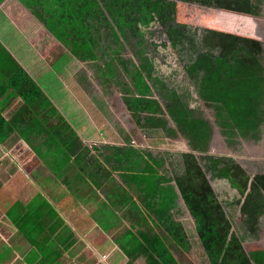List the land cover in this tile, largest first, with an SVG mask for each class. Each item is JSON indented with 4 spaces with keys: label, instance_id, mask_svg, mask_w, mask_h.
<instances>
[{
    "label": "trees",
    "instance_id": "trees-1",
    "mask_svg": "<svg viewBox=\"0 0 264 264\" xmlns=\"http://www.w3.org/2000/svg\"><path fill=\"white\" fill-rule=\"evenodd\" d=\"M5 1L0 0V7ZM16 1L81 62H96L97 50L103 48V43L108 42L110 48L138 40V47L144 46L145 31L158 26L171 49L185 62L192 90L211 109L226 142L233 145L238 138L262 140L264 42L244 34L231 18L224 22L223 29L207 25L215 19L214 10L228 17L259 19L264 13V0ZM193 6L201 16L202 28L191 25L195 14L189 11ZM4 20L0 10V27ZM7 41L0 38V143L17 133L26 143L37 146L40 160L55 163L51 167L59 177L74 165L75 176H88L99 185L102 180L110 182L112 174L118 172L129 191L110 182L111 206L120 202L132 212L128 196L134 191L140 193L143 209L159 220L176 245L188 251L191 245L186 231L171 214L180 197L195 222L210 264H264L261 248H244L243 238L233 230L230 216L208 178L211 175L213 179L226 180L238 192L240 199L232 206L239 208L248 234L256 237L264 217V175L251 177L232 158L208 154L213 128L191 107L188 87L179 91L169 86L155 73L148 58L138 65L120 63L133 82L132 89L127 88L131 95L124 96V102L137 126L161 131L169 138L180 135L188 142L193 153L181 155L180 174L166 177L161 170L162 160L130 146H107L100 153L102 161L91 158L88 162L85 158L90 151L57 108L65 109V101L53 103L48 97L53 93L54 75L32 76L8 49ZM108 71L114 75L112 62L108 63ZM13 98H19L21 105L8 120L4 113ZM132 205L136 212L132 213L142 217L144 211L137 209L134 202ZM130 239L136 241L132 233ZM150 242L143 245L138 240L136 254L146 256L148 264H177L161 239Z\"/></svg>",
    "mask_w": 264,
    "mask_h": 264
},
{
    "label": "rangeland",
    "instance_id": "rangeland-1",
    "mask_svg": "<svg viewBox=\"0 0 264 264\" xmlns=\"http://www.w3.org/2000/svg\"><path fill=\"white\" fill-rule=\"evenodd\" d=\"M193 7L189 12L195 10V6ZM0 10L5 18L1 23L0 35L3 37L2 40H8L6 46L20 64L34 77L48 73L54 75L55 83L53 82L51 87L53 93H47L48 97H51L53 103L65 101L67 105L65 109L59 106L57 108L74 126L84 148L90 151L85 161L89 162L91 158L102 161L100 153L107 146L118 148L130 146L150 154L156 160H162L161 170L166 177L172 178L173 175L181 173L183 167L181 155L188 153L189 150L185 139L180 135L177 138H169L161 131H148L138 127L124 102V96L131 95L127 93V88L131 86L132 89L133 82L131 83L120 63L138 65L142 59L148 58L154 65L155 73L167 81L169 86L179 91L188 87L191 91V107L195 108L203 118L210 120L209 123L214 128L208 154L214 157L232 158L251 177L264 175V138L259 143L249 144L238 138L236 146L233 147L225 141L220 130L214 126L215 120L211 109L199 101L195 91L192 90L186 76L185 62L181 61L171 49L165 34L158 26L145 31L144 46L138 47V40L122 42L110 48H107L108 42L103 43V48L97 50L99 59L96 62H81L67 48L58 44L45 26L16 0H7ZM213 12L215 19L208 23L207 27L223 29L224 22L230 21L228 18H231L239 23V28L244 34H251L264 42V13L259 19H249L224 16L218 10ZM194 14L191 25L202 28L200 14L196 11ZM114 51L117 53L115 54ZM101 53H105V56L100 57ZM110 62L114 67V75L108 71ZM10 102L4 113L8 118L15 114L21 104L17 99ZM18 143L22 144V141ZM197 157L199 158L198 155ZM107 168L110 169L108 166ZM117 173H113L112 176ZM208 178L218 200L230 216L233 230L243 238L244 247L248 249L251 245H257L256 241L259 239L248 234L243 226L239 208L232 206L240 199L238 192L232 189L226 180L213 179L211 175H208ZM172 183L171 185H174ZM171 213L176 222L183 223L189 230L195 229L193 218L180 197L175 201ZM133 216L136 227L140 224L151 227L146 223L148 217L144 215L140 217L139 214ZM128 218L131 220L130 215ZM152 219L159 228L162 226L154 216ZM259 225L264 227V217L261 218ZM158 231L161 232L160 229ZM192 252L195 253L192 255H203L200 249H193Z\"/></svg>",
    "mask_w": 264,
    "mask_h": 264
},
{
    "label": "crops",
    "instance_id": "crops-1",
    "mask_svg": "<svg viewBox=\"0 0 264 264\" xmlns=\"http://www.w3.org/2000/svg\"><path fill=\"white\" fill-rule=\"evenodd\" d=\"M36 148L17 133L0 143V264H148L146 256L136 254L138 240L146 245L155 238L163 241L177 264H210L194 220V230L177 222L191 245L185 251L163 226L152 222L153 215L139 203L143 200L140 193L128 196L130 208L135 212L134 202L151 227H136L134 213L122 203L111 206L110 182L129 191L118 173L98 185L88 176H75L76 167L71 165L59 177L52 169L55 163L40 160ZM131 233L136 241H131ZM256 244L251 246L263 250ZM193 249L202 250L203 255H192Z\"/></svg>",
    "mask_w": 264,
    "mask_h": 264
},
{
    "label": "flooded vegetation",
    "instance_id": "flooded-vegetation-1",
    "mask_svg": "<svg viewBox=\"0 0 264 264\" xmlns=\"http://www.w3.org/2000/svg\"><path fill=\"white\" fill-rule=\"evenodd\" d=\"M200 115V114H199ZM206 119V118H205ZM208 121H210L209 119H207ZM214 126H216V125H214ZM212 128H214L213 126H212ZM216 128L217 129H219L217 126H216ZM220 130V129H219ZM264 138V133L262 134V139ZM242 140H245V139H242ZM186 141V140H185ZM226 141V140H225ZM245 141H247L248 143L247 144H249V143H252V142H254L255 143V141L254 140H250V142H249V140L248 139H246ZM262 141V140H261ZM261 141H259V142H261ZM187 142V141H186ZM259 142H256V143H259ZM187 144H188V142H187ZM259 145V144H258ZM231 146V145H230ZM233 146H236L235 144L234 145H232V147ZM189 147V146H188ZM257 238L259 239V241H256V242H258V243H260L261 244V246H262V248H263V250H264V227H260V225L258 226V231H257Z\"/></svg>",
    "mask_w": 264,
    "mask_h": 264
},
{
    "label": "water",
    "instance_id": "water-1",
    "mask_svg": "<svg viewBox=\"0 0 264 264\" xmlns=\"http://www.w3.org/2000/svg\"><path fill=\"white\" fill-rule=\"evenodd\" d=\"M188 153H193L192 150L189 147ZM195 155L197 156V154L195 153Z\"/></svg>",
    "mask_w": 264,
    "mask_h": 264
}]
</instances>
